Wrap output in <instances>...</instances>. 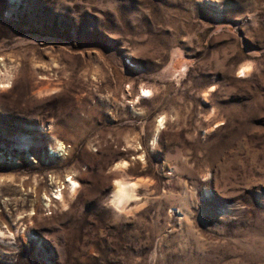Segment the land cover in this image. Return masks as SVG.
<instances>
[{
  "label": "rangeland",
  "instance_id": "1",
  "mask_svg": "<svg viewBox=\"0 0 264 264\" xmlns=\"http://www.w3.org/2000/svg\"><path fill=\"white\" fill-rule=\"evenodd\" d=\"M0 264H264V0H0Z\"/></svg>",
  "mask_w": 264,
  "mask_h": 264
},
{
  "label": "bare ground",
  "instance_id": "2",
  "mask_svg": "<svg viewBox=\"0 0 264 264\" xmlns=\"http://www.w3.org/2000/svg\"><path fill=\"white\" fill-rule=\"evenodd\" d=\"M244 73H245V71L243 72V74ZM146 96L147 95L144 94V97H146ZM130 185L127 182H125V181H117L115 183L114 190H113V195H112V200H113V204L116 207L119 208L121 205L125 204L128 201L129 198L132 197L133 187L130 186ZM76 188H78L76 182L75 181H71V183H70V190L72 191V193L74 191H76Z\"/></svg>",
  "mask_w": 264,
  "mask_h": 264
},
{
  "label": "snow or ice",
  "instance_id": "3",
  "mask_svg": "<svg viewBox=\"0 0 264 264\" xmlns=\"http://www.w3.org/2000/svg\"><path fill=\"white\" fill-rule=\"evenodd\" d=\"M247 70H249V69L242 70V72H241L240 74L243 75V72H244V71H247ZM144 94H145V95H150V93H147V92H145Z\"/></svg>",
  "mask_w": 264,
  "mask_h": 264
}]
</instances>
